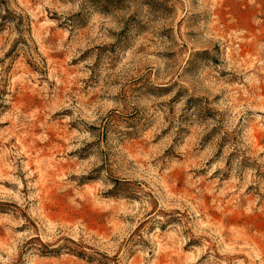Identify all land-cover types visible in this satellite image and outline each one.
Masks as SVG:
<instances>
[{
    "label": "rangeland",
    "instance_id": "rangeland-1",
    "mask_svg": "<svg viewBox=\"0 0 264 264\" xmlns=\"http://www.w3.org/2000/svg\"><path fill=\"white\" fill-rule=\"evenodd\" d=\"M0 264H264V0H0Z\"/></svg>",
    "mask_w": 264,
    "mask_h": 264
},
{
    "label": "trees",
    "instance_id": "trees-1",
    "mask_svg": "<svg viewBox=\"0 0 264 264\" xmlns=\"http://www.w3.org/2000/svg\"><path fill=\"white\" fill-rule=\"evenodd\" d=\"M5 17H3V19H4Z\"/></svg>",
    "mask_w": 264,
    "mask_h": 264
}]
</instances>
